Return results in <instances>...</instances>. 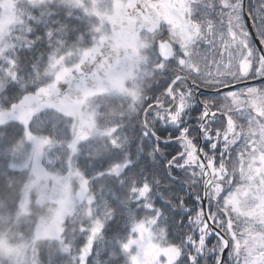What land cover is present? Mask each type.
Segmentation results:
<instances>
[{
	"label": "snow or ice",
	"instance_id": "6c2138e0",
	"mask_svg": "<svg viewBox=\"0 0 264 264\" xmlns=\"http://www.w3.org/2000/svg\"><path fill=\"white\" fill-rule=\"evenodd\" d=\"M0 264H264V0H0Z\"/></svg>",
	"mask_w": 264,
	"mask_h": 264
},
{
	"label": "trees",
	"instance_id": "16d2710c",
	"mask_svg": "<svg viewBox=\"0 0 264 264\" xmlns=\"http://www.w3.org/2000/svg\"><path fill=\"white\" fill-rule=\"evenodd\" d=\"M163 164V161H161V165Z\"/></svg>",
	"mask_w": 264,
	"mask_h": 264
}]
</instances>
